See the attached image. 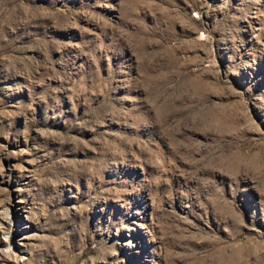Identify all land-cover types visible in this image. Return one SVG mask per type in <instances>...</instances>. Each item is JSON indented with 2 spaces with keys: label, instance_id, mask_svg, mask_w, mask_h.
<instances>
[{
  "label": "rangeland",
  "instance_id": "obj_1",
  "mask_svg": "<svg viewBox=\"0 0 264 264\" xmlns=\"http://www.w3.org/2000/svg\"><path fill=\"white\" fill-rule=\"evenodd\" d=\"M0 264H264V0H0Z\"/></svg>",
  "mask_w": 264,
  "mask_h": 264
}]
</instances>
